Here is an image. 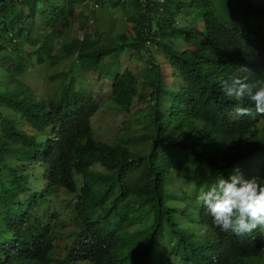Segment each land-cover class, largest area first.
<instances>
[{
    "label": "trees",
    "instance_id": "obj_1",
    "mask_svg": "<svg viewBox=\"0 0 264 264\" xmlns=\"http://www.w3.org/2000/svg\"><path fill=\"white\" fill-rule=\"evenodd\" d=\"M103 1L128 12L129 0H94ZM132 1L136 39L92 43L90 34L68 38L88 0H0V264H264V232L222 231L173 181L187 172L207 190L236 167L264 180V116L248 100L252 116H237L220 87L237 75L264 79V0ZM191 11L203 17L200 46L183 40L199 38ZM148 43L163 50L171 75L153 65L158 75L147 72L141 93L132 71L118 73L112 95L132 112L149 91L151 132L102 141L93 126L101 103L74 89L75 76L59 73L44 96L24 81L73 55L103 78L110 59L126 48L150 52ZM144 139L149 146L138 145ZM61 192L76 198L65 227L54 204Z\"/></svg>",
    "mask_w": 264,
    "mask_h": 264
},
{
    "label": "rangeland",
    "instance_id": "obj_2",
    "mask_svg": "<svg viewBox=\"0 0 264 264\" xmlns=\"http://www.w3.org/2000/svg\"><path fill=\"white\" fill-rule=\"evenodd\" d=\"M128 0H122L125 2ZM97 2L94 0H88L86 4L87 17L84 18V22L77 21L68 32V38L83 39L84 36L90 34L93 37L92 43L97 41H114L118 35L125 33L133 41L135 34H137V27H135L129 20V15L133 14L134 10L133 1L129 0L128 8L126 12L120 6H113L107 1L100 3L99 8L95 9ZM78 7V4L74 5V9ZM73 9V11H74ZM190 22H193L198 30L199 38H185L183 39L188 46L196 45L200 46L204 41V23L203 17L195 12L190 13ZM156 33L157 30H151ZM150 32V33H151ZM149 33V34H150ZM133 36V37H131ZM146 38V36H145ZM84 43V41H83ZM181 48H185L183 45H179ZM84 48L83 46L81 47ZM191 51H195L191 50ZM16 55V54H15ZM147 59L151 61L147 62ZM160 66L161 74L171 75L172 70L168 66V61L164 59L163 50L152 45L150 46V52L147 50L137 53L132 48H126L107 62L103 78H100L95 72H89L79 67L76 59V55L73 57L64 58L59 66L54 68H48L41 66L34 68L30 73L24 77V81L31 85L32 88L40 95H47L54 86L55 82L51 79L56 77L59 73L75 76L74 89L84 90L91 94H95V98L101 103L100 111L93 118L94 133L97 138L108 143L116 142L118 135H129L130 133L141 134L143 131H150V123L147 120V114L144 110L148 105V97L150 92L144 89L145 100L136 99L132 112H125L122 110L112 95V80L116 74H124L126 71H132L139 82V91L142 93L143 79L149 72V78L154 75H158V70L148 71L152 66ZM159 71V73H160ZM77 74L75 75L74 74ZM50 79V80H49ZM172 87V86H170ZM147 110V109H146ZM151 141L144 139L138 142L139 146H149ZM39 177V175H38ZM174 183L176 186H180V189L186 192L188 201L191 203H197V197L202 191H206L203 185L198 184L193 178L191 179L187 172L175 173ZM39 186H37L38 188ZM36 188V187H34ZM69 194V195H68ZM74 195L70 193L61 192L57 198V203L61 207V212L58 217V224H63V227L68 226L65 221V216L69 213L68 207L73 205L75 201ZM189 213L186 214L188 216ZM2 243V236H0V244ZM65 246V245H62ZM56 255L62 256V251L57 250ZM168 259V256H166ZM172 264V263H170ZM175 264H180L179 262Z\"/></svg>",
    "mask_w": 264,
    "mask_h": 264
},
{
    "label": "clouds",
    "instance_id": "obj_3",
    "mask_svg": "<svg viewBox=\"0 0 264 264\" xmlns=\"http://www.w3.org/2000/svg\"><path fill=\"white\" fill-rule=\"evenodd\" d=\"M240 71L250 72L246 67H241ZM220 87L225 97L237 102L232 109L237 116H252L251 109L242 106L244 100L251 102L257 115L264 116V79L250 81L248 76L237 75L222 80ZM38 171L39 186L44 187V171ZM197 203L211 215L213 224L224 232L240 236L258 228L264 232V180L245 178L239 167L234 168L227 178L215 180L206 191H202L197 197ZM54 204L59 206L57 198ZM0 236L2 245L4 236L2 233Z\"/></svg>",
    "mask_w": 264,
    "mask_h": 264
},
{
    "label": "built area",
    "instance_id": "obj_4",
    "mask_svg": "<svg viewBox=\"0 0 264 264\" xmlns=\"http://www.w3.org/2000/svg\"><path fill=\"white\" fill-rule=\"evenodd\" d=\"M99 6H100V5L96 4V5H95V9L99 8Z\"/></svg>",
    "mask_w": 264,
    "mask_h": 264
}]
</instances>
